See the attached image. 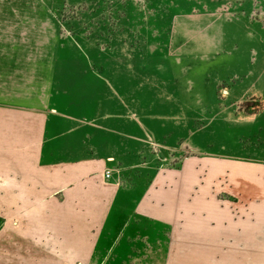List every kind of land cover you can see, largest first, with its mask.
Here are the masks:
<instances>
[{"label":"crops","instance_id":"0c3cea01","mask_svg":"<svg viewBox=\"0 0 264 264\" xmlns=\"http://www.w3.org/2000/svg\"><path fill=\"white\" fill-rule=\"evenodd\" d=\"M196 15L205 16L176 22L178 57L223 53L212 67L217 81L257 69L263 23L237 12ZM46 16L44 25L41 15L14 23L0 15V264H263L264 222L232 219L211 195L225 171L262 194L264 166L206 157L201 184L195 154L153 175L127 165L124 176L113 156L56 157L45 145L58 115L72 124L103 115L101 98L84 97L97 76L67 58L71 47Z\"/></svg>","mask_w":264,"mask_h":264},{"label":"rangeland","instance_id":"374dc122","mask_svg":"<svg viewBox=\"0 0 264 264\" xmlns=\"http://www.w3.org/2000/svg\"><path fill=\"white\" fill-rule=\"evenodd\" d=\"M213 11L253 15L264 24V0H0L1 22L41 15L46 25V15L54 17L71 47L67 58L87 62L88 75L97 76L84 97L102 99V117L72 124L58 115L45 145L56 157L113 156L124 176L127 165L153 175L195 154L201 184L209 174L206 157L263 167L264 56L254 72L217 81L212 67L223 53L194 59L171 50L178 20ZM239 187L225 171L211 197L234 220L264 222V189L254 195Z\"/></svg>","mask_w":264,"mask_h":264},{"label":"built area","instance_id":"2783aa9c","mask_svg":"<svg viewBox=\"0 0 264 264\" xmlns=\"http://www.w3.org/2000/svg\"><path fill=\"white\" fill-rule=\"evenodd\" d=\"M112 171L110 169H107L105 172V175L107 178L111 177ZM78 264H82V263H78Z\"/></svg>","mask_w":264,"mask_h":264}]
</instances>
